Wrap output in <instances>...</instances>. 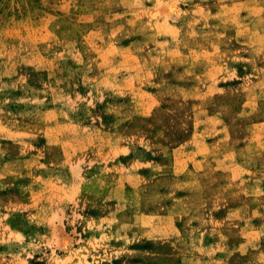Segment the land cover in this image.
I'll use <instances>...</instances> for the list:
<instances>
[{
	"label": "rangeland",
	"instance_id": "obj_1",
	"mask_svg": "<svg viewBox=\"0 0 264 264\" xmlns=\"http://www.w3.org/2000/svg\"><path fill=\"white\" fill-rule=\"evenodd\" d=\"M0 264H264V0H0Z\"/></svg>",
	"mask_w": 264,
	"mask_h": 264
}]
</instances>
